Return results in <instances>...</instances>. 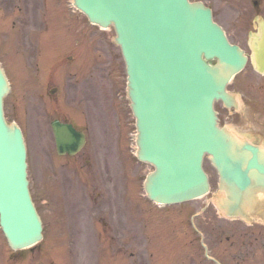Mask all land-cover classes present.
I'll list each match as a JSON object with an SVG mask.
<instances>
[{
    "label": "water",
    "instance_id": "95a60500",
    "mask_svg": "<svg viewBox=\"0 0 264 264\" xmlns=\"http://www.w3.org/2000/svg\"><path fill=\"white\" fill-rule=\"evenodd\" d=\"M89 19L113 25L128 73V94L137 118L138 157L154 165L145 183L162 203L186 201L209 191L203 159L219 172L214 202L233 217L264 189V148L227 126L214 102L239 107L226 87L247 56L231 44L212 11L189 0H75ZM217 59L214 65L208 60ZM9 84L0 67V223L11 247L42 238V221L27 179L26 145L20 127L4 117ZM59 152L74 153L85 136L54 124Z\"/></svg>",
    "mask_w": 264,
    "mask_h": 264
},
{
    "label": "rangeland",
    "instance_id": "374dc122",
    "mask_svg": "<svg viewBox=\"0 0 264 264\" xmlns=\"http://www.w3.org/2000/svg\"><path fill=\"white\" fill-rule=\"evenodd\" d=\"M60 1L65 5L63 14L67 18L68 25L71 16L77 19V27L72 29L73 32L77 30L79 36L81 30L85 33L76 51L79 59L83 60L82 66H75L65 71V76L57 73L59 69H56L53 63L46 68L36 66L33 68L37 69L36 76L29 75V68L34 66L29 64L35 61L31 59L26 63L18 50L28 49L30 45L24 41L21 42L22 45H18L17 38L10 35V31H16L19 28H22L20 30L22 34L24 27H21V24L23 20H28L25 12L14 10L17 1L12 3V0H4L7 11L4 18L6 25L0 22V60L9 70L13 84V90L5 99L6 115L10 121H17L25 131L30 188L36 205L45 218L48 235L52 232L56 233L57 227L62 228L63 234L64 232L88 233L86 227L93 229V224L95 225L100 217L99 213L114 214L116 219L123 216L121 210L119 212L117 209L126 203L120 193L122 192L126 198L129 181L132 185L136 184L139 187L145 174L153 170L152 165L139 163L134 157L132 158L133 155L131 156L136 150L135 117L127 96L125 62L120 47L113 42L114 29L103 31L97 26H92L86 17L75 11L72 6L69 10L71 0ZM202 1L214 8L216 20L226 28L235 42L248 45V29L241 28L247 1ZM15 18L18 19L16 30L12 24ZM72 30L67 28L65 32L56 36L49 34L36 36L46 37L45 43L50 44L48 47L54 54L59 51V48L63 51L65 45H69L66 46L68 48L65 52L70 54L76 46L71 44ZM61 40H65V43H60ZM48 47L44 54L46 58L52 56ZM6 53L12 54L14 58ZM58 57L61 58L60 52ZM63 70L64 66L60 73ZM56 81L61 91L58 94L49 95L45 85L52 87L56 85L54 83ZM260 81L262 76L256 75L250 64L245 71L235 77L229 89L244 95L248 103L243 107L247 108L249 102L252 99L255 101L257 97L254 91ZM65 91L66 94L63 93ZM217 106L221 110L223 124H229L238 129L243 127L237 113L228 112L220 102ZM63 110L70 113L71 118L87 132L88 136L84 149L72 157L60 156L56 153L50 126L49 116L61 114ZM114 148L115 153H113ZM115 157L118 161L126 162L122 188L118 187V166ZM87 159L92 162H87ZM100 167L108 170V173L104 175V180L97 182L92 171L99 170ZM205 167L211 175L213 190H216L218 174L210 161L206 160ZM95 191L99 194L93 198ZM209 197L210 195H207L191 203H194L196 208H200ZM206 216L215 219L218 223L222 221L217 217L213 207L209 208ZM213 232L221 233L220 229ZM115 245H124L122 250L124 252L115 253V261L123 264L124 260L129 258V245L119 240L115 242ZM13 258L14 252L8 246L0 228V264H14ZM259 259V264H264V258L260 256Z\"/></svg>",
    "mask_w": 264,
    "mask_h": 264
},
{
    "label": "flooded vegetation",
    "instance_id": "af4514ba",
    "mask_svg": "<svg viewBox=\"0 0 264 264\" xmlns=\"http://www.w3.org/2000/svg\"><path fill=\"white\" fill-rule=\"evenodd\" d=\"M14 1H17L14 10L25 12L28 16V20H23L21 24V27H24L22 34L20 31L22 28L16 30L18 19H13L12 24L16 31H10V35L17 38L18 45H22L23 41L30 45L28 49L18 50L26 63L31 59L35 61L29 64L34 65L29 68V75L36 76L37 69H33L34 67L46 68L52 63L56 69H59L57 73L63 76L66 75L65 71L75 66H82L83 60L79 59L76 51L78 43L83 41L85 35L83 30L80 36L77 30L74 32L72 30L71 44L76 46L70 54L65 52L68 48L66 46L69 45H65L63 51L59 48V51L54 54L48 47L50 44L45 43L46 37L36 36L43 34L56 36L65 32L67 28L77 27V19L73 16L68 25L67 18L63 14L65 5L61 4L60 0H12V3ZM245 1H247L246 13L242 17L241 28L248 29V45L240 43V46L247 53L254 73L262 76V81L255 86L254 95L257 94V97L255 101L252 99L253 110L245 115L237 114L243 122L250 117L249 120L257 123L259 127H253L251 131L258 135L254 142L260 143L261 140L264 142V91H262L264 73H259L260 69H264V0ZM0 3V22L6 25L4 18L7 11L4 0H0ZM254 33L258 36L252 41L251 37ZM60 43H65V40H61ZM47 47L53 56L46 58L44 54ZM59 52L61 58L58 57ZM6 54L14 58L12 54ZM63 66L64 70L60 73ZM6 71L12 80L9 70L6 69ZM54 83L56 85L52 87L45 85L49 95L58 94L61 91V87L57 86L59 83L57 81ZM63 93L66 94V91ZM219 114L221 115L220 110ZM49 117L50 124L53 120L59 119L65 123L78 125L71 118L70 113L64 110L61 114H52ZM220 119L222 121L221 116ZM88 161L92 162L90 159H87ZM106 173L108 170L101 167L99 170L92 171L97 182L104 180ZM120 186V180H118V187ZM141 189V186L132 185L129 181L126 203L123 207L117 208L119 212L121 210L123 216L116 219L114 214L107 213L108 216H106L103 213H97L100 217L95 225L93 224V229L86 227L88 233L69 232L49 235L46 233L40 244L29 249L14 250V264H118L115 261V253L124 252L122 251L124 245H115L118 240L129 245V258L128 260L126 258L123 264H218L219 262L221 264H259L260 256L264 258V222L253 220L247 223L243 219H237L236 222L225 220L223 223H217L215 219L206 216L208 209H205L202 216L198 217L197 213L201 208L197 209L191 202L168 206L149 203ZM98 194L95 191L93 198ZM46 226L45 224V228ZM61 229L57 228L58 231ZM217 229H220L221 233L213 232Z\"/></svg>",
    "mask_w": 264,
    "mask_h": 264
}]
</instances>
